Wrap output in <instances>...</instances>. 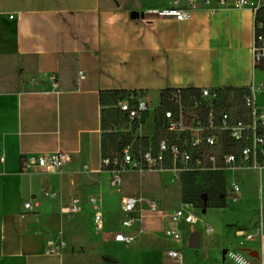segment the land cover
<instances>
[{
  "label": "crops",
  "instance_id": "crops-1",
  "mask_svg": "<svg viewBox=\"0 0 264 264\" xmlns=\"http://www.w3.org/2000/svg\"><path fill=\"white\" fill-rule=\"evenodd\" d=\"M259 1L200 7L177 22L143 15L171 0H0V264H67V254L84 243L98 248L101 264H230V252L264 264V165L227 169V208H193L194 225L170 220L184 206L174 171H126L117 190L103 165L105 157H119L128 137L156 136L163 92L257 88ZM132 91L151 105L138 131L113 97ZM60 151L72 162L36 171V156ZM149 174L171 175L166 182L178 188L177 210L124 190L133 176ZM126 197L153 200L158 212L144 204L132 227L118 228L109 216L118 209L122 222ZM75 198L81 213L70 218ZM92 199L103 214L102 231L94 226ZM169 228L181 232L180 241L165 235ZM216 231L228 235L227 243L207 250L205 239ZM121 232L135 242H116ZM173 250L181 261L170 256Z\"/></svg>",
  "mask_w": 264,
  "mask_h": 264
},
{
  "label": "built area",
  "instance_id": "built-area-1",
  "mask_svg": "<svg viewBox=\"0 0 264 264\" xmlns=\"http://www.w3.org/2000/svg\"><path fill=\"white\" fill-rule=\"evenodd\" d=\"M186 6L181 7V0H171L168 6L153 9L146 12L145 16L152 18L173 19L177 22L188 21L193 12L200 7H211L212 4L219 6L233 5L237 8L255 7L254 0H185ZM262 27L257 23V36L255 44V67L256 69L264 61V36L259 32ZM264 94V84L259 88L254 86L248 89V94L243 97L245 106L250 109L253 115L252 138L248 146L243 148L240 156L227 154L207 153L206 148L212 150L218 148L222 139L229 135L237 141L244 139L247 128L242 123L230 124L228 111H222L218 116L219 101L229 95H221L220 92L203 89L199 96H185L177 90L168 100L170 108L163 111L164 136L158 144L157 149L150 148L146 151L136 149L134 145L125 148L121 160H104L103 165L114 167L110 170L112 174V186L117 190L122 187V174L126 171L147 172L172 170L175 178L181 177L186 172H207L215 171L219 167L234 169L241 166H258L256 158L260 153H264V107L258 108L257 96ZM117 109L123 113L127 121L134 126L137 131L145 124L150 112L151 105L143 92H126L124 97L116 104ZM209 112L211 116L209 118ZM73 160L72 154L68 152H55L38 155L35 158L37 172L45 170H60ZM112 165V166H111ZM27 171V170H26ZM238 186H234V192L239 193ZM55 195H53L54 197ZM94 209V226L98 231L104 227L103 214L97 204L96 199L91 200ZM147 204L152 212H158V205L153 200L143 198L126 197L123 201V220L121 225L128 229L136 222L135 213L139 207ZM25 209L32 212L33 203L25 204ZM81 213V202L75 198L68 208V217L72 218ZM170 220L176 224L184 222L194 225L197 219L193 214V207L184 205L170 216ZM165 235L174 241H180L182 234L178 229L169 228ZM250 239V236H246ZM118 243L133 244L135 238L126 236L124 233L115 235ZM230 264H251L249 260L237 253H227ZM170 256L181 261L180 251L173 250Z\"/></svg>",
  "mask_w": 264,
  "mask_h": 264
},
{
  "label": "trees",
  "instance_id": "trees-1",
  "mask_svg": "<svg viewBox=\"0 0 264 264\" xmlns=\"http://www.w3.org/2000/svg\"><path fill=\"white\" fill-rule=\"evenodd\" d=\"M257 15V23L259 26L262 27V30H259V32L264 36V7H261L256 11ZM258 70H261L264 72V61L263 63L257 68ZM177 90H167L163 92L162 94V103L161 106L157 112L156 117V124H157V132L156 136L149 141L148 138H130L128 137L130 142H127L124 144L122 151L119 154V157H113L108 158L105 157L104 160H114L119 159L123 157L124 149L129 145H134L136 149L141 150L142 145L145 142V148L148 149V143L151 145V148H154L155 150L158 147L159 141L166 136L163 128V111L170 108V105L168 104V100L173 95V93ZM185 96H199L201 91L197 89H187V90H180ZM221 95H233L235 99H239L242 107L246 110V112L249 113V116L242 115V113L239 115V122L236 123H242L243 126L247 128V132L244 134V139L242 141H237L231 138L229 135V138L225 136L221 144L218 148L212 150L210 148H205L204 151L207 153H215L218 155L221 154H231L235 156H240L243 148L249 145L250 140L252 138V125H253V115L252 112H250V109H248L244 102L243 97L248 94V89L246 90H220ZM125 93L123 92H117L113 95L115 101H118L119 99L123 98ZM117 104V102H116ZM121 113V112H119ZM123 116H125L123 113H121ZM126 117V116H125ZM230 124L231 125H235ZM117 129V128H115ZM136 130V129H135ZM135 139V143H133ZM142 150V151H146ZM257 164L260 166L264 165V153H260L257 155L256 158ZM250 165H252V160L250 161ZM112 166V165H111ZM107 170H111L114 167H107L104 166ZM181 181V201L183 205H188L193 207L197 210H203V209H226L228 206V197H229V190L226 185V173L224 171L223 167H219L215 171H207V172H186L181 175L180 177ZM230 197L232 199H237L238 196L235 194H231Z\"/></svg>",
  "mask_w": 264,
  "mask_h": 264
},
{
  "label": "rangeland",
  "instance_id": "rangeland-1",
  "mask_svg": "<svg viewBox=\"0 0 264 264\" xmlns=\"http://www.w3.org/2000/svg\"><path fill=\"white\" fill-rule=\"evenodd\" d=\"M259 2H262V7H264V0H260ZM260 75H257V88H259L261 79L264 81V75L261 70ZM257 102H258V108L263 109L264 107V94H258L257 96ZM218 112H215V115L218 116L222 113V111H228L229 116L231 119V124H234L236 122H239V115L242 113V115L249 116V113L246 112V110L242 107L240 100L235 99L233 95H229L227 97L222 98L219 101L218 106ZM211 116V112H209V118ZM153 129V122L150 120L148 122V126L144 130L145 134H150ZM145 142L142 145L141 150H145ZM235 175V174H234ZM228 179L232 181L231 173H227ZM171 178L170 174H149L144 177L139 176H133L130 184L125 186L124 190L131 192L132 194H135L136 196H143L146 197H154L156 200L160 201L162 200L164 202V207L167 210H177L179 208V193L178 188L176 185L169 184V181L166 182V179L169 180ZM162 180V182H160ZM166 182L165 184L163 182ZM169 188V189H168ZM91 217V211L87 214V218ZM112 221H114V224L116 227H120L122 215L118 214V209H115L111 212L109 216ZM206 236V234H205ZM227 237L228 235L226 233H222L220 231H216L213 234V237L205 239V248L208 250H215L223 245H226L227 243ZM115 236H113V239ZM80 244L82 242L78 241ZM198 249L196 250L199 252ZM184 254H186V250H183ZM223 255V254H222ZM101 255L98 252V248L93 245H87L86 243L82 244V246L78 247V251L67 254V264H101L100 261ZM223 256H221V259ZM226 258H228V254L226 255ZM251 264H256L253 259L247 258Z\"/></svg>",
  "mask_w": 264,
  "mask_h": 264
}]
</instances>
